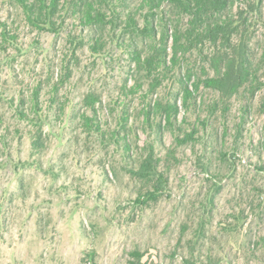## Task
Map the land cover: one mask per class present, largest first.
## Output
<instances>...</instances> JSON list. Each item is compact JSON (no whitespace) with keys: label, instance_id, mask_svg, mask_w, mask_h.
Returning a JSON list of instances; mask_svg holds the SVG:
<instances>
[{"label":"rangeland","instance_id":"374dc122","mask_svg":"<svg viewBox=\"0 0 264 264\" xmlns=\"http://www.w3.org/2000/svg\"><path fill=\"white\" fill-rule=\"evenodd\" d=\"M4 23L20 26L22 51H5L0 36V264H189L203 216L195 264H264L263 92L223 105L204 89L184 124L190 131L197 123L196 141L179 144L172 127L144 119L177 85L165 81L145 98L146 81L135 94L134 65L114 49L105 60L82 53L69 82L55 88L64 38L26 27L0 0V33ZM255 67L264 76L258 56ZM88 95L100 98L97 113ZM150 145L162 156L174 150L177 161L165 164L160 196L140 199L151 184L132 172ZM232 214L245 218L234 234L223 227Z\"/></svg>","mask_w":264,"mask_h":264},{"label":"trees","instance_id":"16d2710c","mask_svg":"<svg viewBox=\"0 0 264 264\" xmlns=\"http://www.w3.org/2000/svg\"><path fill=\"white\" fill-rule=\"evenodd\" d=\"M6 1L21 12L26 27L45 30L66 41L64 73L55 88L65 87L69 82L73 73L70 63L79 64L82 53L105 60L114 49L128 55L134 65L138 77L135 94L144 89L146 81L145 98L152 97L165 81L172 87L177 85L175 97L150 104L144 119L148 125L154 123L159 127L165 122L172 127L179 144L196 141L197 123L190 131L184 124L190 120V107L203 103L204 89L212 90L216 102L223 105L239 98L243 92H249L252 98L262 92L264 96V76L255 67L257 56L264 64V36L261 34L264 0ZM2 26L1 47L5 51L14 48L21 52L20 26L16 23ZM180 100L184 115L177 124L181 115ZM99 102L100 98L94 95L85 98L87 108L93 113H97ZM260 106L264 107L263 102ZM200 118L196 116L195 121ZM86 119L92 122V118ZM128 121V114L121 116L122 127L127 128ZM34 144L39 147L37 142ZM175 161L174 150L169 149L162 156L150 145V151L139 161V169L132 172L151 184L140 199L160 196L168 183L165 164ZM231 219L224 222L223 227L234 234L242 227L244 214H232ZM205 236L206 216H203L195 238L189 240L187 263H196L194 252Z\"/></svg>","mask_w":264,"mask_h":264}]
</instances>
